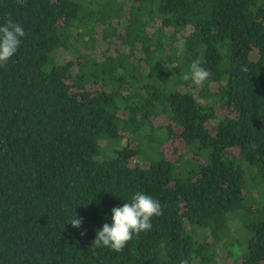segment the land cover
<instances>
[{"label":"trees","instance_id":"1","mask_svg":"<svg viewBox=\"0 0 264 264\" xmlns=\"http://www.w3.org/2000/svg\"><path fill=\"white\" fill-rule=\"evenodd\" d=\"M8 14L25 36L0 68V264H216L219 243L264 264V0H0ZM197 58L203 103L183 79ZM136 191L164 208L152 229L93 247Z\"/></svg>","mask_w":264,"mask_h":264},{"label":"clouds","instance_id":"2","mask_svg":"<svg viewBox=\"0 0 264 264\" xmlns=\"http://www.w3.org/2000/svg\"><path fill=\"white\" fill-rule=\"evenodd\" d=\"M24 36L23 26L8 14L3 24H0V68L6 67L9 60L18 52ZM202 63L199 58L193 60L189 72L183 76V79L191 80L193 85L202 87L212 75ZM163 211L164 208L158 199L143 191H136L129 202L112 208L111 224L104 223L102 228L96 231L92 246L119 253L134 236L150 231L153 227L152 219L161 216ZM82 219L74 216L69 222L74 228H80ZM180 264H188V261L181 260Z\"/></svg>","mask_w":264,"mask_h":264},{"label":"rangeland","instance_id":"3","mask_svg":"<svg viewBox=\"0 0 264 264\" xmlns=\"http://www.w3.org/2000/svg\"><path fill=\"white\" fill-rule=\"evenodd\" d=\"M126 7H128L130 4L128 2H126ZM73 58V54L70 53V52H65V51H61L60 53V56H59V61L62 60V59H65V60H68V59H71ZM199 87L195 86L192 84V82L189 83L188 85V89L190 91L193 92V95L196 97V99L203 103L205 100L202 96H199L198 94H196V91L198 90ZM215 110H216V116L219 118V117H222L226 114L229 113L228 109L223 106L222 104H216L214 106ZM168 122V119L164 118L163 115H159V116H156L154 117L153 119V124H164V123H167ZM210 126L214 125V121H211L209 123ZM126 143L125 140H122L121 141V144L124 145ZM131 146H135V142H132L131 143ZM184 143L182 140L180 139H173V140H169L168 142H166L164 145H163V149L165 150V153L168 157H174L176 156L179 152H183L185 151L184 149ZM231 151L232 153L234 154H237V151L235 148H231ZM134 161L136 162H139V164L141 166H146L147 163L144 161V160H140V159H135ZM134 163V162H133ZM255 192H256V189L253 187L251 189V193L255 195ZM232 228L236 227L235 229L231 228L230 230V235L231 237L233 238H236L237 237V231L236 230H239V226L236 225V224H233L231 226ZM216 258H215V262L216 264H237L238 263V258H233V257H229L228 254H226V251L223 249V243H219L217 245V252H216Z\"/></svg>","mask_w":264,"mask_h":264}]
</instances>
